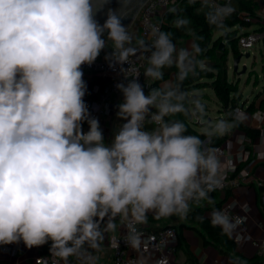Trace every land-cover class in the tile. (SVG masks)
Instances as JSON below:
<instances>
[{"label":"clouds","instance_id":"obj_1","mask_svg":"<svg viewBox=\"0 0 264 264\" xmlns=\"http://www.w3.org/2000/svg\"><path fill=\"white\" fill-rule=\"evenodd\" d=\"M0 0V245L28 248L51 241L50 252L68 264H95L89 249L102 251L106 233L123 227L125 242L137 253L131 264L153 261L143 251L141 226L155 220L188 219L210 206L208 220L232 238L239 217L215 207L232 161L213 141L233 135L250 117L242 110L210 119L201 94L184 82L205 67L204 36L175 4L171 26L192 37L177 47L172 31L153 24L147 39L132 30L138 0ZM199 4L207 25L223 36L236 12L233 0H186ZM107 9L101 24L97 15ZM130 21L127 25L124 21ZM109 66H120L125 82L116 84L123 121L110 143L84 100L82 65L91 66L102 50ZM144 54L146 80L130 58ZM127 65V67H124ZM176 68L164 81V70ZM182 117V118H181ZM89 130L84 132L83 123ZM198 123L199 134L189 133ZM239 139V138H238ZM232 264H242L238 259Z\"/></svg>","mask_w":264,"mask_h":264},{"label":"built area","instance_id":"obj_2","mask_svg":"<svg viewBox=\"0 0 264 264\" xmlns=\"http://www.w3.org/2000/svg\"><path fill=\"white\" fill-rule=\"evenodd\" d=\"M254 2L257 3L258 9L264 7V0H254ZM173 4L177 6L178 0H148L147 3L142 7L137 19V26L140 31V36H143L147 39L151 26L157 22H160L161 27L163 13H165L169 7L173 6ZM236 28L237 27H235V29ZM239 35L240 51L243 54L254 53L253 49L257 48L258 45H261L264 39V33L245 31V29L241 30ZM143 56L144 54L138 52L135 56L130 58L129 66H134L141 73L139 81L142 78V72L147 63ZM109 64L110 61L105 59V55L100 54L97 60L91 66H81L84 74L94 75L103 78L105 81L104 85L101 83H95L92 85L89 93H86L84 97L91 115L98 119L101 116L108 114V107L110 103L117 96L122 94L116 88V84L120 82L126 83L123 74L119 70L120 66L117 65L115 67H110ZM124 67H127V65ZM238 108L249 113L247 111V105L243 103L237 106L234 110ZM252 115L253 118L262 126L264 121V111H257ZM82 129L84 132L89 130V126L86 122L83 123ZM260 130V139L264 143V128L261 127ZM248 143H250V139L246 136H243L241 141V152L239 154L237 164L232 161V169L228 174L225 186L222 190L247 185L251 181V178L253 177L254 153L246 147ZM219 148L224 152L222 147ZM238 166L243 167L237 172ZM256 181L259 185H262L261 179H257ZM262 199L264 200V193ZM220 209H226L230 215L233 217H239L241 220L239 227L241 235L236 239V242L251 240V236L248 233V221L244 217V214H248L251 211L250 205L248 203H239L237 200L232 199L226 201ZM141 230L143 232V239L145 241L143 251L146 254L154 255L156 260L166 258L167 264H172V258L174 257L179 244V234L176 228L168 226L159 231H151L148 229ZM124 236L125 233L113 234L108 238V247L113 253L112 264H131V262L136 258L134 256L136 252L127 246ZM254 244L257 247V256L262 260V264H264V234L260 240L254 241ZM19 246V243L0 245V249L3 252H9L18 249ZM38 248L42 251V246H38ZM95 251L96 250L89 249V252L93 257H95ZM72 258L75 257L68 258V264ZM36 263L64 264L60 258L51 254L50 249L47 253H41L36 259Z\"/></svg>","mask_w":264,"mask_h":264},{"label":"trees","instance_id":"obj_3","mask_svg":"<svg viewBox=\"0 0 264 264\" xmlns=\"http://www.w3.org/2000/svg\"><path fill=\"white\" fill-rule=\"evenodd\" d=\"M225 0H220V3H224ZM233 4L236 7V12L227 21L228 24V35L233 37L237 35V38L232 39L227 42L224 49H220V44L223 41V36L215 38V33L206 23L203 13L200 11L199 4L189 7L186 5V0H178L177 7L183 8L184 11L182 15L188 16L192 21V28L198 33L204 36V41L201 44L202 48L206 51L203 52L201 59L204 61L205 67L202 70H198V75L195 77H190L184 82V87L188 90H199L203 88L212 89L220 105V113L224 116L230 111L241 104V97L238 96V86L235 85L234 81H231L228 75V58L229 54L232 53L234 57H238L241 54L239 46L240 32L243 29H249L254 26L255 22L260 21V15L258 14V5L254 0H233ZM173 15L168 14L167 11L162 15L161 29L164 31H172L175 35V42L181 43L183 40L189 38L183 30L175 29L171 26L173 20ZM235 27H237L235 29ZM255 32L264 33V26L261 24L260 27ZM264 48V39L262 41ZM176 73V68H167L164 70V81L174 79ZM93 83H101L104 85L105 81L103 78L95 77ZM162 81L152 82L148 86V91L150 88L161 86ZM147 91V92H148ZM261 93H259L256 98L245 103L247 105V111L251 114L257 111H264V97L261 98ZM203 98V97H202ZM260 99V100H259ZM204 100V99H203ZM259 101V103L257 102ZM258 103V104H257ZM209 111V108H208ZM182 118V117H181ZM243 134H245L249 139L255 141L261 136V130L253 128L250 125H242L236 129ZM190 134H199V125L195 122L189 124ZM228 139V136L213 141L212 146L221 147ZM264 166V163L262 164ZM242 166H238L237 172ZM230 188L222 191L212 193V197L215 200V207L221 208L222 205L227 201V197L230 195ZM212 209L210 206H204L201 208H195L192 213H190L186 222L192 225V228L197 230L204 238L205 244L215 246L218 251L231 258V260H240L242 264H262V260L256 256L253 258H246L239 253H237V242L235 238H229L221 234V229L216 227L213 228L208 220L200 222L195 219L197 215H202L207 217V212ZM168 227V226H166ZM173 227V226H172ZM165 227L148 228L151 231H159ZM175 228V227H174ZM142 229V227H141ZM179 234V233H178ZM181 245V237L179 235V244ZM51 248V241L42 245V254L47 253ZM177 252V251H176ZM187 254V259L194 262V258L189 252ZM195 264V263H193Z\"/></svg>","mask_w":264,"mask_h":264},{"label":"crops","instance_id":"obj_4","mask_svg":"<svg viewBox=\"0 0 264 264\" xmlns=\"http://www.w3.org/2000/svg\"><path fill=\"white\" fill-rule=\"evenodd\" d=\"M258 14L260 15V21L255 22L254 26L245 29V31H254L260 27L262 24L264 26V7H261L258 9ZM133 31L136 32L137 35H140V31L138 26L133 29ZM216 34V33H215ZM220 35H215V38H218ZM192 40V37H189L185 40H183L181 43H177V47H188L190 45V42ZM262 45V44H261ZM258 45L256 49H260V46ZM110 48V47H109ZM263 50L262 48L260 49ZM111 52V48L102 50L100 54L107 55ZM233 61V54H230ZM147 64V63H146ZM231 67V66H230ZM97 77L94 75H83V79L85 80L87 84V94L89 93L93 83V79ZM144 78V82H146ZM149 85L152 83V81H148ZM212 90V89H210ZM212 93L214 95V98L217 101L219 116L223 117L224 115L220 113V105L219 102L215 96L214 91L212 90ZM257 96V95H256ZM264 97L261 96V98ZM255 99V98H254ZM254 99L248 100L249 102L253 101ZM260 100V99H259ZM123 101L122 94L120 96H117L109 105L108 107V114L101 116L102 120H105L101 125L103 133L106 132V134L109 137H104L106 143H110V135H114V132L111 131L112 127H118L125 121L119 119L117 117V111H118V104H120ZM248 101H244L243 104ZM259 103V101H257ZM257 103V104H258ZM249 114V123H246L247 125H250L253 128L260 129L261 127L264 128V121L262 123V126L258 121H256L253 118V115L251 113ZM99 118V119H100ZM243 136H246L242 132L235 130V133L233 135H229L227 141L221 146L224 149L225 155L231 159V161H234L237 164L239 154L241 152V141L243 139ZM247 137V136H246ZM239 138V139H238ZM249 148L253 153V177L251 178V181L247 185H242L239 187L231 188L230 195L227 197L228 200L235 199L239 203H248L251 207V211L248 214H244V217L248 221L249 225V235L251 236V240L249 241H241L237 242V253L240 255L246 257V258H253L257 256V247L254 244V241H258L262 238L264 234V200L262 199L263 193H264V166L262 164L264 163V143L260 139H256L255 141H252L250 139V143L246 146ZM243 167V166H242ZM241 167V168H242ZM257 179L262 180V185H259L257 183ZM209 212H207L208 214ZM166 226H173L176 228L177 232L179 233L181 237V245L178 247L177 252L175 253L174 257L172 258V264H232L231 258L228 256H225L221 254L218 249L213 245H207L205 244V240L203 236L195 229L192 228V225L185 221H180L177 217H171L168 219H161V220H155L151 214H149L148 217V224L141 226L142 229H148V228H157V227H166ZM125 229L123 227H120L117 229L115 234H123L125 233ZM113 235V233L109 232L106 233L105 240L102 243V251L97 252L95 251V257L96 263L95 264H112L113 261V253L108 247V238ZM241 235L240 230H237V233L233 235V238L235 240ZM20 246L16 250H12L9 252H3L0 249V264H37L36 259L39 257V255L42 253L41 249L38 247H32L28 248L24 245V243L21 241L19 242ZM187 252L191 254V256L194 258V262H191L187 259ZM135 257H137V253L134 254ZM151 258L153 261H156V257L154 255H151ZM69 264H80V261L76 258H72L69 261Z\"/></svg>","mask_w":264,"mask_h":264},{"label":"rangeland","instance_id":"obj_5","mask_svg":"<svg viewBox=\"0 0 264 264\" xmlns=\"http://www.w3.org/2000/svg\"><path fill=\"white\" fill-rule=\"evenodd\" d=\"M215 35H218L217 33ZM262 48V45L260 46V49ZM109 49L110 48H106ZM260 49H253V52L249 58L244 57L239 65V71L243 70L244 65L247 67V71L245 74L238 76L237 73L233 72L232 66L233 61L231 60V53L229 54L228 58V75L231 81H234L235 85L238 86V96L241 97L242 101L241 104L244 101H248L250 99L256 98V95L261 93V95L264 94V48L261 51ZM146 66V65H145ZM231 66V67H230ZM144 71V69H143ZM143 73V72H142ZM142 85H145V93L147 94L149 82H144V76L142 74V78L139 81ZM201 94L204 101L207 103V106L209 108L208 115L210 119H216L219 116L217 101L214 98V95L212 93V90L209 88H203L196 90ZM99 123L102 124L105 120H102V118L98 119ZM248 121L247 123H249ZM104 124V123H103ZM101 126V125H100ZM102 129V127H101ZM117 128L112 127L111 131H115ZM104 137H109L106 132L103 133ZM113 139V136L110 135V141ZM106 141V140H105Z\"/></svg>","mask_w":264,"mask_h":264},{"label":"water","instance_id":"obj_6","mask_svg":"<svg viewBox=\"0 0 264 264\" xmlns=\"http://www.w3.org/2000/svg\"><path fill=\"white\" fill-rule=\"evenodd\" d=\"M148 0H138V3L136 5V12L134 14V17L132 18L131 20V26H132V30L135 29L137 27V19H138V15L142 9V7L147 3ZM108 7H112V8H117L119 7L118 3H117V0H111V3L110 5H108ZM107 9L105 8L104 11L100 12L98 15H97V19L98 21L102 24L106 18V13ZM124 23L127 25L128 23H130V21L126 20L124 21ZM237 38V35H234L233 37H229L228 35V32L226 35H223V41L222 43L220 44V49H224V46L227 44L228 41L232 40V39H235ZM251 56L250 53H246V54H243L241 53L238 57H233V66H232V69H233V72L234 73H237L238 76H241L243 74L246 73L247 71V67L246 65H244L243 67V70L242 71H239V65H240V62L241 60L246 57V58H249Z\"/></svg>","mask_w":264,"mask_h":264}]
</instances>
